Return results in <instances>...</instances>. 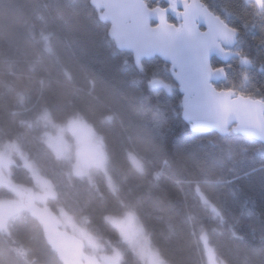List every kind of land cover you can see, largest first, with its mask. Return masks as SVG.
<instances>
[{"label":"trees","instance_id":"1","mask_svg":"<svg viewBox=\"0 0 264 264\" xmlns=\"http://www.w3.org/2000/svg\"><path fill=\"white\" fill-rule=\"evenodd\" d=\"M204 2L216 11L243 10L255 23L246 30L240 19L232 21L241 29L237 46L254 63L213 59L227 73L217 88L264 101V21L251 16L244 0ZM108 31L90 0H0V148L15 142L52 183L47 206L67 210L103 252L120 250L122 264H145L108 219L128 211L167 264H207L205 233L219 260L264 264V144L233 131L223 137L194 132L182 117L170 64L155 57L139 70ZM157 80L164 84L154 85ZM79 117L101 134L107 170L74 175L73 160L45 142L46 118ZM14 158L12 183L33 185L32 165ZM15 197L0 184V199ZM0 264H62L28 207L0 228Z\"/></svg>","mask_w":264,"mask_h":264},{"label":"water","instance_id":"2","mask_svg":"<svg viewBox=\"0 0 264 264\" xmlns=\"http://www.w3.org/2000/svg\"><path fill=\"white\" fill-rule=\"evenodd\" d=\"M91 4L99 12L102 22L109 24V36L121 51L132 53L135 64L142 70V62L155 57L161 58L170 64L159 54L146 56L127 45L123 41L133 35V24L145 10L151 12L157 7L168 9L169 5L149 6L148 0H90ZM169 9L167 17L170 23V16L173 15ZM159 23L158 18L152 15L149 25L155 28ZM176 24V22L174 23ZM201 29L205 28L203 23ZM237 58L229 56L225 59L217 51L209 55V66L214 74L209 78L208 83L215 90L210 93L202 87H198L194 81L190 90L186 93L171 71V76L182 94V117L190 125V129L197 133L215 132L220 136H226L235 132L243 137H250L264 144V101L259 98L239 94L231 89L230 94L225 98L219 93L227 89H218L220 81L227 79V73L218 70L223 67H214L212 60L217 59L221 63L229 64L230 60ZM171 70V67H170ZM30 214L42 226L45 239L54 252H56L62 264H102L100 259L87 253L83 240L70 231L63 228V222L50 206H44L37 202L27 203Z\"/></svg>","mask_w":264,"mask_h":264},{"label":"rangeland","instance_id":"3","mask_svg":"<svg viewBox=\"0 0 264 264\" xmlns=\"http://www.w3.org/2000/svg\"><path fill=\"white\" fill-rule=\"evenodd\" d=\"M162 2L165 1L155 0V5H161ZM172 16L178 23L176 15ZM161 82V85L164 84L163 81ZM46 121L48 129L44 134L45 142L58 157L73 160L72 173L74 175L87 176L93 168L107 170L103 138L88 122L80 117L72 118L65 123H56L48 118ZM14 154L19 155L25 164L32 165L33 185L20 187L12 183L11 172L15 160ZM130 157L136 167H142L141 160L137 155L132 153ZM107 177L110 185L114 188L111 174L107 173ZM0 184L10 188L16 196L14 199H0L1 229L7 227L9 219L14 214L28 207V202H37L46 206L48 199L55 195L52 183L41 174L38 167L33 165L15 142H8L0 148ZM57 214L63 222V228L83 240L87 253L100 259L102 264H122L120 250L116 249L110 254L103 252V245L98 238L67 210L59 207ZM108 219L120 230L123 239L144 259L145 264H167L160 257L158 250L153 249L136 213L128 211L123 216L109 215ZM202 243L205 246L207 264H227L215 255L214 247L211 246L206 233L203 234Z\"/></svg>","mask_w":264,"mask_h":264},{"label":"snow or ice","instance_id":"4","mask_svg":"<svg viewBox=\"0 0 264 264\" xmlns=\"http://www.w3.org/2000/svg\"><path fill=\"white\" fill-rule=\"evenodd\" d=\"M169 8L157 7L151 12L147 10L133 24V35L123 41L140 54L152 56L159 54L170 63L171 71L187 93L195 81L198 87L210 93L215 90L208 83L214 74L208 60L212 51H217L225 59L236 56L241 65L251 67L253 58L239 44L241 29L232 21L240 19L242 27L251 30L255 23H250L243 10L233 7H221L219 11L211 9L204 0H168ZM245 9H251L254 19L264 21V0H244ZM171 10L177 17L178 23H170L167 11ZM155 15L159 23L153 28L149 19ZM205 25L201 29L200 24ZM260 70L264 71V64ZM219 72H225L221 67ZM161 81H153L160 84ZM231 90L219 95L225 98Z\"/></svg>","mask_w":264,"mask_h":264},{"label":"flooded vegetation","instance_id":"5","mask_svg":"<svg viewBox=\"0 0 264 264\" xmlns=\"http://www.w3.org/2000/svg\"><path fill=\"white\" fill-rule=\"evenodd\" d=\"M155 6V5H154ZM162 6V5H161Z\"/></svg>","mask_w":264,"mask_h":264}]
</instances>
